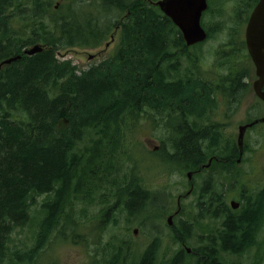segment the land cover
<instances>
[{
    "label": "trees",
    "instance_id": "1",
    "mask_svg": "<svg viewBox=\"0 0 264 264\" xmlns=\"http://www.w3.org/2000/svg\"><path fill=\"white\" fill-rule=\"evenodd\" d=\"M55 1L0 0V62L23 55L0 70V264H34L55 231L64 234L66 224L78 230L73 205L91 201L109 184L106 180L118 170V155L130 150L136 118L155 115L165 123L174 134L167 160H191L188 168H199L211 158L212 166L220 164L223 147L236 145L234 140L223 142L219 126L211 135L202 126L215 99L209 88L201 87L208 79L188 73L189 65L196 66L191 49L200 45L187 46L158 7L145 0H62L56 9ZM111 8L129 11L120 23V44L112 58L82 71L72 61L58 59L59 49L98 46L106 32L103 16ZM36 44L46 49L31 57L24 54ZM211 181L204 185L203 195H209L201 198V214L225 215L223 229L204 234L189 254L184 245H189L193 222L182 219L181 227H175L180 249L162 264H226L222 254L243 257L257 245L264 194L242 212L227 213L223 191ZM121 187L130 198L131 214L161 212L163 199L157 193L134 181ZM42 196L45 200L36 212L33 207ZM25 228L30 234L17 246L13 233ZM160 248L161 240L155 238L135 264H157Z\"/></svg>",
    "mask_w": 264,
    "mask_h": 264
},
{
    "label": "rangeland",
    "instance_id": "2",
    "mask_svg": "<svg viewBox=\"0 0 264 264\" xmlns=\"http://www.w3.org/2000/svg\"><path fill=\"white\" fill-rule=\"evenodd\" d=\"M62 2V0L55 1L57 6ZM210 5L211 13L206 16L202 24L204 23L205 27L208 26L213 29L212 37L200 47L192 48L191 55L204 56L205 68L213 72L217 69V63L220 60L217 57L218 49L225 42H229L227 38L231 37L232 39V35L236 32L234 31V17H236L235 13L238 11L239 1L210 0ZM110 11L103 16V23L105 24L103 25V30L104 32L106 30V32L98 46L74 48L66 56H64L66 50L59 49L58 51L61 54L57 56L58 59L70 60L73 65H76L82 71L90 68L91 65L94 66L112 58L119 47L121 33L103 55H98V53L105 48L106 43L110 42V35L115 26L114 22L120 20L127 11L123 12V14L116 8ZM198 51L200 52L199 54ZM91 55H94L93 59L89 58ZM187 69L188 73L200 71V68L194 64L189 65ZM250 76V81H253L255 78L252 68ZM258 102L253 89H250L244 96L243 106L237 115L224 120L223 117L220 118L221 114L218 112L220 110L218 106L216 110L210 113L211 118L207 114L206 120L211 125H217L218 123V125L224 126V129L222 128L225 130L223 131L224 136L220 132L222 137H224L223 142L227 140L237 141L239 126L264 114V109H260ZM258 110L260 111L256 113ZM154 116L150 115L147 118L145 115L132 121L131 125L135 126L136 124L137 130L130 142L128 141L130 150L127 152L124 144H122L121 149L123 150L124 148L126 152L121 156L118 155V170L114 173L112 172L111 177L106 180L109 184L98 189L91 201L76 203L73 205L74 209H71L74 212L72 213L75 219L74 223L76 225L78 223V230L71 229L73 226L66 224L68 228H66L64 234H60L58 230L55 231L37 256L34 264H135L141 253L155 238L161 240L157 264H162V261L167 256L169 257L180 249L181 244L176 240L177 233L174 229L176 226L179 227L181 225L180 221L182 219H188L190 223L193 222V224H190L192 236L188 239V247L190 249L197 248L200 245L199 242L202 241L201 237H204V234L213 233L221 229V219H214L208 213L202 215L201 207L198 203L202 197H204L203 200H206L209 195V193L208 195H203L204 185L208 180L211 179V184L215 185L216 183L217 189L220 192L223 191L222 197L224 201L225 199L227 200L228 204L234 198H237V201L242 204L246 197L252 201L258 195L257 193L264 189V125L255 126L248 131L245 140L246 154L244 160L241 164L234 165L235 167L231 172L232 177L227 179L220 175H225V172L229 173L228 169L217 163L202 171H198L201 169V165L199 168L187 167L191 160H182L187 162V164L179 162L177 164L168 161L167 158H169L170 153H173L170 137L171 135L174 136V134L167 128L165 123L161 122L157 116ZM206 120L203 121L202 126L207 124ZM175 125H178V122ZM155 148H158V150ZM236 167L237 171L235 172ZM191 171L197 172L192 176V179H189L187 174ZM241 173L244 174L241 175ZM242 177L244 181L241 180ZM234 178H239L240 181L231 183ZM128 181L129 183L134 181V183L143 186L152 193H157V196H162L163 198H161L165 201L162 200L164 205L161 204V212L154 210V214L153 210L146 209L144 211V213L146 212L145 214L142 211L139 212L140 214H131L127 210V202L130 198H126L125 188L121 187L123 183ZM124 185L126 186V184ZM192 186L194 187L193 193L187 195L188 191L193 188ZM241 193L246 197H242ZM180 196L183 197L181 199L182 209L180 214L175 216ZM121 198H126L125 206L122 204ZM43 200H45V196L38 198V204L33 207L36 212L39 211V205ZM106 211L109 212L104 213ZM70 213L71 211L68 215ZM172 214L174 215V226L168 224V219ZM153 217L154 219L151 220ZM261 221L262 223L256 236L257 245L243 257L222 254V257H225L226 264H264V216ZM151 222L155 223V225L153 224L154 227ZM148 225L153 230L147 228ZM136 228L139 229L137 234L134 233ZM29 234L28 228H25L20 234L13 233L16 245L21 246V242L26 241ZM185 248L186 245H184Z\"/></svg>",
    "mask_w": 264,
    "mask_h": 264
},
{
    "label": "flooded vegetation",
    "instance_id": "3",
    "mask_svg": "<svg viewBox=\"0 0 264 264\" xmlns=\"http://www.w3.org/2000/svg\"><path fill=\"white\" fill-rule=\"evenodd\" d=\"M145 1L147 3H151L150 0H145ZM238 1H239V6H237L238 11L235 13L236 17H234V20H235L234 21V31H236V32L232 35V39H231V37L227 38L229 40V42L228 41L225 42V44H223L218 49L217 57L220 58V60L217 63V66H216L217 69L214 70L213 72L208 71L204 65L205 64L204 63V56H202V55L194 56V58L196 60V66L200 68V71L192 72L191 75L193 76L194 79L195 78H197V79L199 78L201 80L208 79V81H204V82L201 81L203 84L201 87H203V89H205V87L209 88L211 90V93H212L214 99H215V107L209 108L208 112H207V114H209L210 118H211L210 113L212 111L216 110L217 109L216 107H218V106L220 108V110L218 111L221 114L220 118L223 117L224 120L237 115V113L241 110V107L243 106L244 96L247 94V92L250 89H253V91L255 93L254 84L257 80H259V76L257 75V68H256V66H255V64H254V62L250 56V53H249L248 47H247V41H246V31H247L248 23H249L250 17L252 15L255 7L257 6L259 0H238ZM207 2H208V8L203 14V17H202L203 22H204V19H206V16L211 13L210 12V8H211L210 0H207ZM128 15H129V12L127 11V13L120 20L115 21V23H114L115 26H114V29L112 30L111 35H110V40H112V36H114V38H115L114 40L116 41V37L121 33V29H122V25L120 23L123 22L128 17ZM216 17H218V16H216ZM203 27L206 30V32L208 33V38H207V40H208L210 37H212V35L209 36V33L213 32V29L208 27V26L205 27L204 23H203ZM205 42H203V43H205ZM203 43H201V44H203ZM199 53L200 52L198 51V54ZM243 64H244V66H243ZM251 68H252V71L254 70V78L255 79L253 81H250L251 76L249 77ZM262 91L264 92V82L262 84ZM255 95H256V93H255ZM256 97L259 101L258 106L260 107V109H262V108L264 109V101L261 98H259L257 95H256ZM259 111L260 110L256 111V113H258ZM262 118H264V114L254 118L250 122L257 120V119H262ZM250 122H248V123H250ZM248 123H245V124H248ZM258 125H264V122L257 123L253 127L258 126ZM205 126L208 127L207 132L210 135H211V132H213V130L216 129V128H213L215 125H210L208 123V121H207V124ZM216 126L220 127V129L217 131H220L223 134V131H225V130H223L224 126L218 125V124ZM250 129L251 128H248L246 130L245 140H246V134L248 133V131ZM223 136H224V134H223ZM235 143H236L235 146H224L223 147V149H225L226 151H225V155L222 156V159L220 161V165H222L223 167H226L228 169L229 174H227V175L225 174L227 179H228V177L230 178L232 176L231 172H232L233 168L235 167L234 165L235 164H237V165L241 164L243 162L245 154H246V145L244 146L243 154H241L237 141H235ZM155 149L158 150V148H155ZM229 150L232 152H229ZM213 160H214V158H211L207 164H209V162L211 161L210 163L212 165ZM211 165H209V167ZM209 167H206V168H209ZM198 171H200V170H198ZM236 171H237V167H236L235 172ZM194 172L196 173L197 171H194ZM243 174L244 173H241V175H243ZM241 180L244 181L243 177ZM239 181H240L239 178H234L232 183H237ZM193 189H194V187L192 188V190ZM193 191H192V193H193ZM257 194L258 195L256 196L255 199H257V197L260 196L261 194H264V189L260 190ZM241 195H242V197H246L242 193H241ZM255 199H253L251 201L250 199L248 200V198L246 197V198H244L243 204L238 202L237 198L232 199L229 204L227 203V200H226L224 203V209L225 210L227 209L226 212L229 211V212L238 213L239 211H242L244 208H246L248 203L253 202ZM232 202L237 203V207H234ZM213 218L214 219H221V229H223L224 223L226 221V216L223 215V216H217L216 217L213 215ZM209 235H211V233H209Z\"/></svg>",
    "mask_w": 264,
    "mask_h": 264
},
{
    "label": "water",
    "instance_id": "4",
    "mask_svg": "<svg viewBox=\"0 0 264 264\" xmlns=\"http://www.w3.org/2000/svg\"><path fill=\"white\" fill-rule=\"evenodd\" d=\"M156 6L180 29L188 46H193L198 43L204 42L208 34L202 26V16L203 13L208 8L207 0H158L154 2ZM58 7V6H56ZM114 39V37H112ZM246 41L248 46V51L253 59V62L257 68V75L259 80L254 84L256 94L264 101V92L262 91V84L264 82V0H259L257 6L255 7L246 31ZM110 46L108 42L106 48ZM45 50L43 45L37 44L25 49L24 54L27 56H34ZM70 51L67 50L66 56ZM105 51V50H104ZM61 54L60 52L58 53ZM101 54L100 52L98 55ZM62 55V57H64ZM22 56L12 57L4 60L0 63V70L3 66L10 65L12 62L20 60ZM94 58V55L89 57ZM264 122V118L254 120L246 125H241L239 127L238 134V147L241 154L244 152V139L246 130L257 123ZM189 179H192L193 172L187 174ZM234 207H237V203L232 202ZM173 217L170 216L168 222L170 225L173 224ZM137 233V230H135ZM191 252V249H188Z\"/></svg>",
    "mask_w": 264,
    "mask_h": 264
},
{
    "label": "bare ground",
    "instance_id": "5",
    "mask_svg": "<svg viewBox=\"0 0 264 264\" xmlns=\"http://www.w3.org/2000/svg\"><path fill=\"white\" fill-rule=\"evenodd\" d=\"M4 1H6V0H4ZM27 1H28V0H27ZM30 1H31V0H30ZM84 1H85V0H84ZM125 2H126V1H125ZM128 2H129V1H128ZM118 3H119V2H118ZM129 3H130V2H129ZM4 4H5V3H4ZM87 4H88V3H87ZM32 6H33V5H32ZM112 6H113V5H112ZM112 6H110V7H112ZM3 7H4V6H3ZM9 7H11V6H9ZM17 7H18V6H17ZM21 7H22V6H21ZM113 7H114V6H113ZM125 7H126V6H125ZM127 7H128V6H127ZM105 9H106V8H105ZM111 9H112V8H111ZM134 9H135V8H134ZM53 10H54V9H53ZM69 10H70V9H69ZM74 10H75V9H74ZM118 10H119V9H118ZM63 11H64V10H63ZM115 11H116V10H115ZM4 12H5V11H4ZM51 12H53V11H51ZM56 12H58V10H57ZM60 12H61V11H60ZM60 12H59V13H60ZM64 12H67V11H64ZM108 12H109V11H108ZM110 12H111V11H110ZM128 12H129V11H128ZM10 13H11V11H10ZM21 13H22V12H21ZM29 13H30V12H29ZM59 13H58V14H59ZM72 13H73V12H72ZM22 14H23V13H22ZM33 14H34V13H33ZM52 14H53V13H52ZM113 14H114V13H113ZM113 14H112V15H113ZM116 14H117V13H116ZM122 14H123V13H122ZM0 15H1V14H0ZM16 16H17V15H16ZM21 16H22V15H21ZM25 16H26V15H25ZM53 16H54V15H53ZM64 16H65V15H64ZM114 16H115V15H114ZM128 16H129V15H128ZM4 17H5V16H4ZM4 17H3V18H4ZM66 17H67V16H66ZM66 17H65V19H66ZM5 18H6V17H5ZM111 18H112V17H111ZM113 18H114V17H113ZM18 19H19V18H18ZM123 19H124V18H123ZM19 20H20V19H19ZM27 21H28V20H27ZM7 22H8V21H7ZM22 22H23V21H22ZM25 22H26V21H25ZM109 22H110V21H109ZM14 23H15V22H14ZM16 23H17V22H16ZM16 23H15V24H16ZM114 23H115V22H114ZM24 24H25V23H24ZM31 24H32V23H31ZM16 25H19V24H16ZM20 25H21V24H20ZM37 26H38V25H37ZM17 27H18V26H17ZM110 27H111V26H110ZM5 28H6V27H5ZM11 28H12V27H11ZM34 28H35V27H34ZM36 28H37V27H36ZM39 29H40V28H39ZM9 30H10V29H9ZM9 30H7V31H9ZM11 30H12V29H11ZM109 30H110V29H109ZM7 31H6V33H7ZM26 31H27V30H26ZM44 31H45V30H44ZM9 32L11 33L12 31H9ZM16 33H18V32H16ZM24 33H26V32H24ZM45 33H46V32H45ZM20 34H21V33H20ZM20 34H19V35H20ZM0 35H1V34H0ZM6 35H7V34H6ZM12 35H13V34H12ZM46 35H48V34H46ZM24 36H25V35H24ZM39 36H40V35H39ZM57 36H58V35H57ZM6 37H7V36H6ZM33 37H34V36H33ZM57 38H58V37H57ZM8 39H9V38H8ZM19 39H20V38H19ZM48 39H49V38H48ZM64 39H65V38H64ZM37 40H38V39H37ZM50 40H51V39H50ZM55 40H56V39H55ZM90 40H91V39H90ZM10 41H11V40H10ZM14 41H15V40H14ZM16 41H17V40H16ZM32 41L34 42V40H32ZM43 41H45V40H43ZM46 41H47V40H46ZM46 41H45V42H46ZM91 41H92V40H91ZM18 42H19V41H18ZM55 42H56V41H55ZM73 42H74V41H73ZM93 42H94V41H93ZM93 42H92V43H93ZM66 43H67V42H66ZM82 43H83V42H82ZM82 43H81V44H82ZM28 44H29V43H28ZM83 44H84V43H83ZM86 44H87V43H86ZM96 44H97V43H96ZM87 45H88V44H87ZM7 46H8V45H7ZM187 46H188V45H187ZM43 47H45V49H46V46H43ZM26 48H27V47H26ZM26 48H25V49H26ZM25 49H24V51H25ZM14 50H16V49H14ZM6 52L8 53V51H6ZM42 52H43V51H42ZM20 54H21V53H20ZM12 56H13V55H12ZM18 56H22V58H23V55H18ZM14 57H17V56L14 55ZM22 58H21V59H22ZM224 58H225V57H224ZM21 59H20V60H21ZM22 60H23V59H22ZM26 60H27V59H26ZM17 61H18V60H17ZM15 62H16V61H15ZM12 63H14V62H12ZM12 63H11V64H12ZM16 63H17V62H16ZM104 63H105V62H104ZM22 65H25V64H22ZM6 66H7V65H6ZM15 66H16V65H14V67H15ZM91 66H92V65H91ZM20 67H21V66H20ZM94 68H95V67H94ZM98 68H99V67H98ZM98 70H99V69H98ZM9 71H10V70H9ZM94 72H95V71H94ZM80 75H81V74H80ZM83 76H84V75H83ZM69 77H70V76H69ZM2 78H4V77H2ZM67 78H68V77H67ZM2 80H3V79H2ZM58 80H59V79H58ZM62 81H63V80H62ZM65 81H66V80H65ZM63 82H64V81H63ZM64 84H65V83H64ZM61 87H62V86H61ZM61 87H60V88H61ZM65 87H67V86H65ZM55 89H56V88H55ZM74 89H75V88H74ZM61 91H62V90H61ZM55 92H56V91H55ZM59 93H60V92H59ZM59 93H58V94H59ZM53 97H54V96H53ZM4 100H6V99H4ZM2 102H3V101H2ZM9 107H10V106H9ZM0 108H1V107H0ZM13 110H14V109H13ZM22 110H24V109H22ZM0 111H1V110H0ZM2 111H3V109H2ZM3 116H4V115H3ZM8 116H9V115H8ZM6 117H7V116H6ZM2 118H3V117H2ZM217 118H218V117H217ZM206 121H207V120H206ZM213 121H214V120H213ZM218 121H219V120H218ZM220 121H221V120H220ZM211 122H212V120H211ZM217 124H218V123H217ZM210 125H211V124H210ZM215 126H216V125H215ZM174 127H175V126H174ZM176 129H177V127H176ZM93 150H94V149H93ZM226 153H227V152H226ZM223 154H224V153H223ZM226 155H227V154H226ZM215 156H216V155H215ZM90 157H91V156H90ZM211 157H212V156H211ZM134 165H135V164H134ZM206 167H207L206 164H202V165H201V169H199V170L202 171L203 169H206ZM231 177H232V176H231ZM229 179H230V178H229ZM231 179H232V178H231ZM231 183H232V182H231ZM230 186H231V185H230ZM159 189H160V188H159ZM232 190H233V189H232ZM192 191H193V190H192ZM162 194H163V193H162ZM194 195H195V194H194ZM212 195H213V194H212ZM224 195H225V194H224ZM163 196H164V195H163ZM210 196H211V195H210ZM215 196H217V195H215ZM161 197H162V196H161ZM168 197H169V196H168ZM30 198H31V197H30ZM112 198H113V197H112ZM126 198H127V197H126ZM126 198H125V199H126ZM162 198H163V197H162ZM162 198H161V199H162ZM216 198H217V197H216ZM222 198H223V197H222ZM31 199H32V198H31ZM122 199H123V198H122ZM152 199H153V198H152ZM220 199H221V198H220ZM163 200H164V199H163ZM197 200H198V199H197ZM210 200H211V199H210ZM210 200H209V201H210ZM34 201H35V200H34ZM114 201H115V200H114ZM164 201H165V200H164ZM203 201H204V200H203ZM225 201H226V199H225ZM31 202H32V201H31ZM104 202H105V201H104ZM104 202H103V204H104ZM123 202H124V201H123ZM155 202H156V200H155ZM157 202H158V201H157ZM195 202H196V200H195ZM218 202H220V201H218ZM100 203H101V202H100ZM124 203H125V202H124ZM167 203H168V202H167ZM198 203H200V202H198ZM208 203H209V202H208ZM120 204H121V203H120ZM209 204H210V203H209ZM162 205H164V204H162ZM219 205H220V204H219ZM246 205H247V204H246ZM32 206H33V204H32ZM124 206H125V205H124ZM231 206H232V205H231ZM26 207H27V206H26ZM154 207H155V206H154ZM163 207H164V206H163ZM246 207H247V206H246ZM125 208H126V207H125ZM142 208H144V207H142ZM159 208H160V207H159ZM111 209H112V208H111ZM111 209H110V210H111ZM157 209H158V208H157ZM188 209H190V208H188ZM191 209H192V207H191ZM232 209H233V208H232ZM236 210H237V209H236ZM240 210H241V209H240ZM28 211H29V210H28ZM139 211H140V210H139ZM141 211H142V210H141ZM143 211H144V210H143ZM158 211H159V210H158ZM192 211H193V210H192ZM198 211H199V209H198ZM202 211H203V210H202ZM204 211H205V210H204ZM237 211H238V210H237ZM205 212H206V211H205ZM225 212H226V211H225ZM239 212H240V211H239ZM241 212H242V211H241ZM130 213H131V212H130ZM130 213H129V214H130ZM143 213H144V212H143ZM145 213H146V212H145ZM145 213H144V214H145ZM151 213H152V212H151ZM227 213H228V212H227ZM139 214H140V213H139ZM139 214H138V215H139ZM147 214H150V213H147ZM154 214H155V212H154ZM203 214H204V213H203ZM206 214H207V213H206ZM221 214H222V213H221ZM224 214H225V213H224ZM229 214H230V213H229ZM134 215H136V214L134 213ZM138 215H137V216H138ZM141 215H142V213H141ZM130 216H131V215H130ZM137 216H135V218H137ZM145 216H146V215H145ZM152 216H153V215H152ZM157 216H158V215H157ZM236 216H237V214H236ZM236 216H235V217H236ZM128 217H129V216H128ZM138 217H139V216H138ZM142 217H143V216H142ZM212 217H213V216H212ZM135 218H134V219H135ZM199 218H200V217H199ZM221 218H222V217H221ZM224 218H225V217H224ZM132 219H133V215H132ZM138 219H139V218H138ZM149 219H150V218H149ZM153 219H154V217L151 218V220H153ZM144 220H145V219H144ZM151 220H150V221H151ZM155 220H156V218H155ZM190 220H191V219H190ZM207 220H208V219H207ZM223 220H224V219H223ZM161 221H162V220H161ZM199 221H200V220H199ZM209 221H210V220H209ZM137 222H138V221H137ZM139 222H140V221H139ZM162 222H163V221H162ZM214 222H215V221H214ZM151 223H152V222H151ZM160 223H161V222H160ZM222 223H223V222H222ZM130 224H131V223H130ZM153 224L155 225V223H152L151 225H153ZM161 224H162V223H161ZM154 225H153V227H154ZM132 226H133V225H132ZM139 226H140V225H139ZM145 227H146V226H145ZM145 227H144V228H145ZM149 227H151V226L148 225L147 228H149ZM180 227H181V226H180ZM189 228H190V227H189ZM149 229L153 230L152 228H149ZM154 230H156V229H154ZM174 230H175V229H174ZM191 231H192V230H191ZM177 233H178V232H177ZM207 233H208V232H207ZM255 233H256V232H255ZM181 234H182V233H181ZM208 234H209V233H208ZM177 235H178V234H177ZM191 236H192V235H191ZM206 237H207V236H206ZM186 238H188V237H186ZM197 238H198V237H197ZM179 239H180V238H179ZM199 240H200V239H199ZM205 240H206V239H205ZM197 243H198V242H197ZM199 243H200V242H199ZM97 244H98V243H97ZM202 244H203V243H202ZM193 245H195V244H193ZM229 249H230V248H229ZM122 250H123V249H122ZM230 250H231V249H230ZM221 252H222V251H221ZM223 252H224V251H223ZM224 254H225V253H224ZM120 256H121V255H120Z\"/></svg>",
    "mask_w": 264,
    "mask_h": 264
}]
</instances>
